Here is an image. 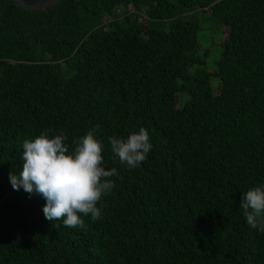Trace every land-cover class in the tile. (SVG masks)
Returning a JSON list of instances; mask_svg holds the SVG:
<instances>
[{
    "label": "trees",
    "instance_id": "16d2710c",
    "mask_svg": "<svg viewBox=\"0 0 264 264\" xmlns=\"http://www.w3.org/2000/svg\"><path fill=\"white\" fill-rule=\"evenodd\" d=\"M205 10L227 28L212 65ZM140 128L152 148L128 169L109 138ZM93 129L118 176L101 217L68 228L9 173L25 140L63 133L71 152ZM262 183L264 0H0V264H264L239 206Z\"/></svg>",
    "mask_w": 264,
    "mask_h": 264
},
{
    "label": "clouds",
    "instance_id": "9594fccd",
    "mask_svg": "<svg viewBox=\"0 0 264 264\" xmlns=\"http://www.w3.org/2000/svg\"><path fill=\"white\" fill-rule=\"evenodd\" d=\"M95 129L75 139L69 151L63 134L49 136L42 132L22 144V170L9 173L14 190L33 192L45 200V219L62 221L68 228L84 227L82 216L92 221L101 217V199L114 188L111 177L118 176L115 167L106 170L102 155L103 144L96 139ZM111 153L128 169L139 167L152 145L146 129L130 133L126 138H109ZM239 206L246 223L264 232V183L241 193Z\"/></svg>",
    "mask_w": 264,
    "mask_h": 264
},
{
    "label": "rangeland",
    "instance_id": "374dc122",
    "mask_svg": "<svg viewBox=\"0 0 264 264\" xmlns=\"http://www.w3.org/2000/svg\"><path fill=\"white\" fill-rule=\"evenodd\" d=\"M207 10L203 14H198L197 19L200 24V30L198 33V41L201 48L208 49L207 58L210 65L212 61L219 54L220 48L217 46L224 38L227 28H224L223 31H219L218 27L213 23V21L207 16ZM213 68V66H212ZM212 84L216 83V79L212 77ZM216 88H214L215 90Z\"/></svg>",
    "mask_w": 264,
    "mask_h": 264
},
{
    "label": "water",
    "instance_id": "95a60500",
    "mask_svg": "<svg viewBox=\"0 0 264 264\" xmlns=\"http://www.w3.org/2000/svg\"><path fill=\"white\" fill-rule=\"evenodd\" d=\"M59 0H15L16 4L25 9H48Z\"/></svg>",
    "mask_w": 264,
    "mask_h": 264
}]
</instances>
